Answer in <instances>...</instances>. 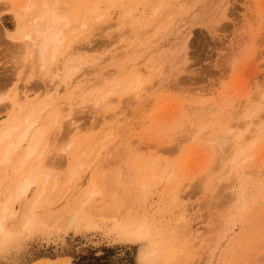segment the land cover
Wrapping results in <instances>:
<instances>
[{"label": "rangeland", "instance_id": "obj_1", "mask_svg": "<svg viewBox=\"0 0 264 264\" xmlns=\"http://www.w3.org/2000/svg\"><path fill=\"white\" fill-rule=\"evenodd\" d=\"M26 1L31 4L25 12L21 7ZM173 1L139 0L134 7L127 8L128 0H123L132 29H136L132 32L126 33L131 26L115 27L120 11L116 10L117 5L109 10L110 19L105 21L102 29L77 37L76 31L69 32L62 27L63 40L55 52V59L43 67L28 38V35L34 34L32 17L42 2L0 0V125L13 118L12 101L16 96H23V111L27 110L32 117L37 115L38 108L46 103L45 89H50L54 83V74L49 77V71L61 55L71 53L70 68L83 63L86 71L84 79L76 84L64 87V83L60 82L62 87L58 86L54 103L64 109L69 108L74 122L70 126L62 124L59 135L40 162L45 167L52 163V169L49 168L51 176L63 179L69 163L76 158L78 164L75 165L74 175L63 184L51 205L43 204L38 209L39 216L46 218L44 226L19 230L14 219L6 218L3 226L11 235L5 239L0 235V264H161L159 252L167 255L168 264H264V250H257V247H264V110L253 111L256 103L262 102L259 95L264 92V0H205L204 4H195L188 14L180 17L182 22L177 20L178 24L166 28V32L161 30L164 29L163 24L157 27L161 28V32L156 28L155 18L150 19V7L164 2L160 11L175 10L176 5L171 4ZM182 1L190 5L195 0ZM60 2L57 6L59 11L62 6L70 8L69 19L72 21L78 8L84 10L91 0ZM194 14L196 17H193ZM194 22H197L196 25L189 27ZM183 28L190 29L185 62L184 58L179 60V54L184 57L181 52L175 54L177 47L180 48L177 29ZM122 31L125 34L122 35ZM134 32L142 41L153 39L156 46L152 45L147 53L131 58L127 63L129 67L124 70L129 73L133 65L140 69L146 66L157 68V72L144 83L145 87L153 85L152 92L144 93L143 101L128 114V131L120 137L132 142V147L137 149L135 162L142 153L148 154L143 152L146 145L150 146V150L160 148L149 145L141 133L132 132L134 113L148 101L149 108L142 113L146 116L143 121L161 127L180 121L175 130L182 129L181 133L171 139L175 142L162 144V147L176 146L177 140L183 141L184 137L200 127L203 135L206 131L214 135L224 131V128L228 129L224 131V136L240 132L238 142L246 141L248 146L230 170L227 168L233 157L230 153L232 140L224 149L229 152L228 155L215 143L206 145L202 142L196 149L186 140L181 150L168 155L174 161V172L185 174L182 177L185 184L182 190L186 193L183 204L190 219V238L194 243L189 250H186L188 240L179 236L174 227V214L164 205L166 183L151 181L154 172L160 169V155L157 154V159L151 164L142 166L139 181L146 184L147 191L141 196L137 191L138 200L135 209L130 212L132 218L144 219L150 231L144 235H133L115 225L109 213L115 196L112 190L104 187L107 177L116 167L115 161L123 156L115 137L103 139L102 149L98 148V144L94 149L88 147L101 133L98 126L108 121L106 118L115 111L116 108L111 107L117 105L127 112L131 104L125 102L127 99L124 96L115 103L113 96L114 102L92 112L89 105L82 103L84 95L81 89L87 87L88 94L110 78L114 70V66H110L113 56L116 58V54L123 50L122 45L127 42L124 43L123 37ZM156 33L165 35L157 40L160 35ZM60 67L62 73L63 67ZM76 68L67 77H72ZM245 99L252 102L248 104ZM25 114H19L18 119ZM112 123L114 125L115 122ZM170 129L168 132H173V128ZM99 150L97 161L91 165ZM205 164L208 167L203 171ZM100 166L105 169L104 180L100 179ZM27 170L26 165L24 174ZM213 170L215 174L212 175L210 171ZM225 171H228L227 176L223 178ZM10 172L8 170L7 176L0 178V202L14 182L15 175ZM145 174L149 175L142 177ZM255 178L262 182L258 191H255L254 184H248L250 179ZM232 183L252 193L244 201L245 213L240 223L220 242L209 260L206 246L213 243L220 221L232 208L228 206L231 197L228 186ZM93 185L96 193L89 197ZM68 186V191H65ZM36 191L37 186H32L30 195ZM82 201H85V208L70 224L68 218ZM14 207L18 208V204L15 203ZM48 211L53 212L49 214ZM159 245L162 247L160 251L157 249Z\"/></svg>", "mask_w": 264, "mask_h": 264}, {"label": "bare ground", "instance_id": "obj_2", "mask_svg": "<svg viewBox=\"0 0 264 264\" xmlns=\"http://www.w3.org/2000/svg\"><path fill=\"white\" fill-rule=\"evenodd\" d=\"M37 1L42 3L40 8L37 9V13H35L32 17V30L34 34L33 36L28 35V38L30 40L31 47L36 49L38 59L43 67L48 66V64L55 59V52L63 40L62 27H66L69 32L76 31L77 37L86 33L88 34L90 31L95 29H102L105 21L110 19L108 14L110 12L109 10L112 7L115 8L116 5V10L120 11L116 21L114 22L115 27H118L119 25H127V27L131 26V29L127 30L126 33L130 30L131 32L132 30H136L132 29L127 8L134 7L139 0H128L129 5H127V8L123 7V0H91L90 5H88L84 10L78 8L72 21L69 19L70 8L62 6V10L59 11L57 6L61 3L60 0ZM199 2H202L203 4L206 3L205 0H195L190 5H187V3H183L182 0H175L171 3L176 5L175 10H161L162 12L160 11V8L164 2L157 3L153 7H150V19L152 17L155 18L154 23H156V28L160 25L162 26L163 24L162 28L164 29H160L165 31L166 28L172 27V25H177V20H179L182 15L188 14L192 7ZM30 4L31 2H24L21 9L25 12L28 11L30 9ZM160 13L162 17H159L161 16L159 15ZM193 17H196V14H194ZM196 23H191L189 27L196 25ZM183 29L184 30L177 29V38L179 40L180 48L178 49L177 47V50H175L176 53H174L178 55V52H181V55L184 57L179 54V60L184 58L185 62L187 50L186 42L190 35V29L188 31L185 28ZM122 32V35L125 34L124 31ZM159 33L156 34L158 35ZM132 35L125 36V38L123 37L124 43L127 41L126 44L122 45L123 50L116 54V58L113 56L110 66H114V70L110 73V78L106 81H102L99 88H95L91 92H88V94L87 91L89 89L87 87L81 89V92L83 93L82 95H84L82 103L89 105V109L92 112L111 104L114 102V98L115 103H117L122 96L127 99L125 100L127 104H131L127 112L124 108L119 109L117 105L112 106L111 108H116L115 111L112 112V115L109 118H106L108 121H104L106 120L104 119V122L98 126L101 129V133L95 137L94 141L88 147L90 149H94L95 145L98 144V148L102 149L104 147L103 139H111L115 137L116 142L118 143L117 146L120 147L123 156L120 160L115 161L116 167L107 177L108 182L104 185V187L112 190V193L115 196V201L110 208L111 211L109 212L111 213L110 215L112 220L115 221V225H118L120 228L133 235H144L148 234L150 231V228L144 219H134L130 216V212L135 209V205L138 200L136 198V196H138L137 191L140 196L145 190L147 191L146 184L144 182L140 183L139 181V173L143 169L142 166L149 165V163L151 164L157 159V154L160 155V163H158L160 169L154 172L151 181L166 183V190L163 196V201H165L164 205L171 214H174V227L179 236L188 240L186 250H189L190 247H192L191 243H193V240L190 238V219L187 217L186 207L185 204H183L184 199L186 198V193L182 190L185 186V184L182 183V177L185 174L182 173L179 175L174 172V161L168 155L175 154L181 150L182 144L185 140L190 141L191 146L195 148L202 142H205L206 145L209 143H215L226 153V155H228L229 152L224 149H226L228 141L232 140V152L230 153H232L233 157L227 168V170H230L238 163L236 159L241 156L243 151L248 146L246 145V141L241 144L238 142L240 132H234L230 136L227 134L224 136L226 133H224V131L228 130L227 128H224V131H219L218 133H214V135H212L210 131L203 132L205 133V135H203L201 129L202 127H200V129H196L189 136L184 137L183 141L179 142V140H177L176 146L162 147V144L167 145L170 142H175V140L172 141L171 139H173L175 134L181 133L182 129L175 130L180 121L176 120L172 126L165 127L154 125L153 123H150V121H143V118L146 116H143L142 113L149 108L148 101L141 105L140 109L134 113L132 117L134 120V130L132 132L134 133L137 131L141 133L149 145H157L160 148L153 147L150 150V146L146 145L145 151L143 152H148V154L144 155L142 153L138 156V160L135 162V152L137 149L132 147V142L120 137L128 131V114L134 111L137 107V103L139 104L143 101L142 98L144 93L150 91L152 92L153 85H151L152 88L150 86L145 87L144 83L152 74L157 72V68L153 66L148 68L146 66L143 67V69H140L133 65L130 68L131 70L129 69V73L124 70L129 67L127 63L131 58L147 53V51H149L148 49L151 48L152 45L156 44L153 39L151 41L140 40L136 32ZM159 35L160 36L157 40L162 38L165 33ZM119 37L122 38L121 34ZM155 37L154 39L156 40ZM70 55L72 54L66 52L61 55V58L55 60L54 67L49 71V77L54 74V83L50 89H45L44 94L47 95L45 99L46 103L38 108L37 115L32 117L28 114L27 110L23 111V106L21 105L23 96H16V98L12 101L13 118L8 120L3 125H0V178H5L8 170H11L10 173L15 175V178H13V184L9 186L7 191L3 194L4 199L0 202V235L4 239L11 235L7 233L9 230L3 226L6 218L14 219L17 223V229L19 230L32 229L33 227L37 228L44 223L46 224V218H41L39 216L40 213L38 212V209L43 206V204L46 206L52 204L54 198H56L57 194L61 191L63 184L72 179L75 172V165L78 164L77 159H73L74 161L69 163L65 177L61 179L56 175L53 177L51 176L50 169H52V163L47 167H45L43 163L42 165L40 163L43 154L50 146L52 147L51 144L59 135V130L62 128V124L70 126L74 122L69 108L64 109V107L58 106L54 103L55 96L58 94L57 88L58 86H61L60 82H63V86L67 87L70 84H76L78 81L84 79L86 71L85 67L83 68V63H77L75 66L73 65V67L70 68ZM179 60L178 62H180ZM60 66L63 67L62 73L60 72ZM74 68H76V70L73 72V76L67 77V75L72 72ZM244 95L245 97H248L247 93ZM113 96L115 97L113 98ZM259 97H262L260 99L262 102H257L256 108H253V111L264 110V92L260 93ZM129 100H132V102ZM245 101L248 102V104L252 102L248 99H245ZM211 111L214 112L215 108ZM22 113L26 114L23 118L18 119V115ZM217 114L218 111L215 113V117ZM210 116L211 114L208 115V118ZM65 120L67 121L65 122ZM112 122H115L114 125ZM171 127L173 128V132H168ZM156 134L160 135L156 136ZM228 137L230 138L228 139ZM153 141H156L157 143L153 144ZM98 154H100V150L96 153L91 165L97 161ZM245 160L246 158L242 161ZM26 165L28 166V170L27 173L24 174L23 171ZM207 167L208 164H205L202 167L203 171H205ZM99 171L102 174L100 179L104 180L106 174L105 169L100 166ZM227 172L228 171H225V173H223L225 174L223 175V178H226ZM210 174H215L214 170L210 171ZM148 175L149 174H145L142 177H146ZM127 184L129 186H127ZM248 184H254V188L256 189L255 191H258L262 182H259L255 178L250 179ZM125 185L127 186L126 188ZM32 186H37V191L35 194L30 195ZM134 187L137 190L134 189ZM68 188L69 186L65 191H68ZM228 188L231 189V197L229 199L228 206L232 208L228 215L220 221V228L214 237L213 243L206 246L208 248L209 260L213 258L220 242L227 238L230 235V231L233 230L238 223H240L242 216L245 213L244 201L249 199L252 193L249 190L247 191V188L240 185L236 186L233 183L229 185ZM94 193H96V191L93 185L89 197H91ZM122 195H124V197H121ZM124 199L125 202L123 201ZM15 203L18 204V208L14 207ZM84 203L85 201H82L80 203V207L72 213L70 218H68L70 224L81 215L82 208H85ZM50 212L49 214L53 211L51 213ZM160 245L157 247L159 251L162 249V245ZM257 250L258 252H261L264 250V247H257ZM159 259L161 264H168L169 260L167 259L166 254L163 255L162 252H159Z\"/></svg>", "mask_w": 264, "mask_h": 264}]
</instances>
